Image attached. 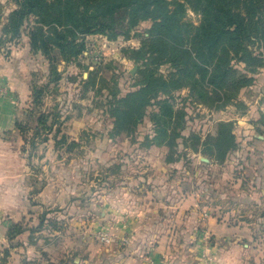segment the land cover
I'll return each mask as SVG.
<instances>
[{
  "label": "rangeland",
  "instance_id": "374dc122",
  "mask_svg": "<svg viewBox=\"0 0 264 264\" xmlns=\"http://www.w3.org/2000/svg\"><path fill=\"white\" fill-rule=\"evenodd\" d=\"M17 7L0 0V37ZM186 13L185 20L200 23L199 13L189 7ZM151 26L143 22L116 40L88 37L79 61L58 66V81L49 61L31 51L27 35L0 45V60L26 76L27 94L20 101L16 94L14 106L16 122L29 128L21 153L30 170L22 192L0 196L7 206L0 210L6 223L0 227V264H94L91 254L113 250L118 238L122 249L132 243L151 252L162 235L171 240L166 254L182 264H204L212 254L264 264V67L240 93L244 110L195 102L187 99L188 89L174 92L175 110L185 112L175 151L155 141L154 107L139 125L117 133L110 108L138 89L142 75L133 51ZM161 70L167 75L170 68ZM32 84L44 91L38 114L29 120ZM2 98L12 99L3 76ZM220 124L229 125L236 139L224 159L214 145ZM171 152L175 159L168 162ZM211 220L233 238L215 241L207 227ZM15 227L20 232L8 237Z\"/></svg>",
  "mask_w": 264,
  "mask_h": 264
},
{
  "label": "trees",
  "instance_id": "16d2710c",
  "mask_svg": "<svg viewBox=\"0 0 264 264\" xmlns=\"http://www.w3.org/2000/svg\"><path fill=\"white\" fill-rule=\"evenodd\" d=\"M13 1L18 7L2 28L0 45L27 35L31 51L49 61L54 81L60 79L59 65L79 61L86 53L88 37L116 40L151 22L143 46L133 51L142 75L138 89L112 103L110 113L117 133H123L139 125L154 107L155 141L170 149L176 147L185 116L173 106L174 92L188 89L187 99L244 110L239 95L264 67V0ZM188 7L201 16L198 25L185 20ZM164 65L170 68L167 75L161 70ZM31 90L33 108L25 112L29 120L38 114L44 91L36 84ZM16 127L27 140L29 128L20 121ZM217 133L214 145L224 159L236 145L235 135L227 124H220ZM194 138L200 141L198 135ZM174 153L168 162L174 161ZM18 232L15 227L8 237Z\"/></svg>",
  "mask_w": 264,
  "mask_h": 264
},
{
  "label": "crops",
  "instance_id": "0c3cea01",
  "mask_svg": "<svg viewBox=\"0 0 264 264\" xmlns=\"http://www.w3.org/2000/svg\"><path fill=\"white\" fill-rule=\"evenodd\" d=\"M3 61L5 60H0V77L3 76L8 80L12 99L8 100L9 98H2L0 100V196L15 195V192H22V187L25 186L23 182L30 172L27 167L26 159L21 153L23 139L21 132L16 127L17 109L14 106V98L16 94L19 101L22 96H26L27 94L26 76L21 72L16 73L17 66L11 68L10 63H5ZM240 98L243 99L242 94L240 95ZM262 193H264V190ZM7 203L14 204L13 198H8ZM2 204L3 203H0V210L4 209L7 211V206H2ZM218 224L219 223L214 220H211L208 222L207 227L212 233L215 241L223 243V241H225L224 237L227 235L229 236V233L228 230L225 229L226 226L222 227L219 226L221 224ZM3 226H6V223L3 222L0 217V227ZM229 237L233 238L231 234ZM119 239L120 238L117 240V244L112 245L114 247L113 250L112 248L106 250L108 251L106 254H96L97 256H95V258L91 254L94 264H182L180 262L182 260H180L175 254H166L167 249L169 248L167 244L170 243L171 240L165 238L163 235L160 236V241L158 242L160 246L157 247L155 251L152 250L151 252L143 251L140 247L136 249L132 243H130L129 248L122 249L118 244L120 242ZM155 240L156 239H149V242ZM228 242H230V240H228ZM121 249L123 252H119ZM224 251L225 250L223 249L222 253ZM230 252L231 251H228V253ZM212 255L210 256L213 260V264L240 263L233 261L231 259V254ZM240 258L244 260V258ZM230 259L232 261H230Z\"/></svg>",
  "mask_w": 264,
  "mask_h": 264
},
{
  "label": "built area",
  "instance_id": "2783aa9c",
  "mask_svg": "<svg viewBox=\"0 0 264 264\" xmlns=\"http://www.w3.org/2000/svg\"><path fill=\"white\" fill-rule=\"evenodd\" d=\"M106 237L104 236L103 237V239H105ZM107 242H111V239H107ZM127 242H128V240L126 239V238H123L122 240H121V245H126L127 244ZM205 259H204V264H213V260H212V258H211V256H206L205 255V257H204Z\"/></svg>",
  "mask_w": 264,
  "mask_h": 264
}]
</instances>
